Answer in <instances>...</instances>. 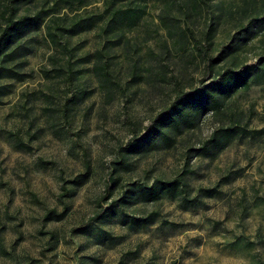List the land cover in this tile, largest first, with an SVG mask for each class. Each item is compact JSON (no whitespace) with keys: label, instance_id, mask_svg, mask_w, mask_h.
<instances>
[{"label":"rangeland","instance_id":"rangeland-1","mask_svg":"<svg viewBox=\"0 0 264 264\" xmlns=\"http://www.w3.org/2000/svg\"><path fill=\"white\" fill-rule=\"evenodd\" d=\"M191 1L147 0L132 29L94 27L60 45L45 25L73 5L14 2L36 20L13 33L5 50L23 45L0 77V264H264V0H196L184 19ZM187 26L219 54L209 70ZM251 64L246 85L218 92V110L187 104ZM174 100L185 118L154 133ZM223 129L234 132L204 153ZM171 179L186 200L141 191Z\"/></svg>","mask_w":264,"mask_h":264},{"label":"trees","instance_id":"trees-1","mask_svg":"<svg viewBox=\"0 0 264 264\" xmlns=\"http://www.w3.org/2000/svg\"><path fill=\"white\" fill-rule=\"evenodd\" d=\"M15 1L16 0H8L7 6L4 10V24L0 27V77H11V65L8 62L11 60V58L20 54L19 50L23 45L22 41H18L15 45L10 47L8 51L5 50L7 44L14 40L13 33L20 27L36 20L35 15H17V7L14 4ZM60 1L62 2V6L73 5L74 12L70 15L67 12H63L61 15L51 14L49 17V20L45 25V33L51 43L55 45L61 44L62 37H69L94 27L99 28L103 33H122L128 29H132L133 27L137 26L141 16L145 13L143 8L145 7L144 4L147 0H102L100 6H96L91 9H88L87 5H89L92 0ZM197 4L198 1H191L190 7L187 6L184 12V19L185 17L188 18L189 10H193ZM170 25L179 24H174L172 22ZM187 30L189 33L192 32L189 26H187ZM189 36L192 38V45L199 51L200 54L202 53V57L205 59V66L209 70L210 66L212 65L211 62L217 60L219 58V54L217 57L210 55L208 53L207 46L201 44L192 33L189 34ZM64 48L66 49L65 51L67 53V62L70 63V59L73 55L72 49L67 47V44H64ZM68 68H71L70 65ZM253 68H255V65L251 64L248 66H243L237 72L227 70L217 76L213 81L200 84L195 91L193 98L188 100L187 104H202L204 109L218 110L220 108V95L218 92H220L224 85L230 80L238 81L237 85L240 86L246 85V75L244 76L243 74L245 70H251ZM66 79L68 80V83H71L72 75L70 72L66 76ZM3 86V84H0V89ZM180 98H182V96H178L176 99L178 100ZM177 100H174L169 107L170 109H173L171 112H169V108H167L158 116L153 118V120L150 122L148 127H150L154 133L163 134L161 128L158 127L162 124H155V122H173L174 124L178 125L180 123L179 121L185 118L186 109H183L182 106H180L181 103L179 102L182 100L179 102H177ZM63 110V116L66 117V108ZM176 115L179 117L178 121L175 119ZM221 131L222 132L219 133L218 131H214L211 137L202 144L200 149L204 153L210 152V148L218 147L222 138H229L234 132L228 129H223ZM149 138H152V134L147 139ZM130 146H132V141L127 142L126 148H132ZM180 183L181 182L178 179H171L161 182L159 186L151 185L146 188H140L143 193L149 194L150 198L157 196L160 187L163 191L180 194L181 200H186L185 190L177 189ZM62 189L65 192L67 190L65 186H62ZM204 190L206 192L204 195H210L212 192L209 188H205ZM133 220L138 221L139 218H134Z\"/></svg>","mask_w":264,"mask_h":264}]
</instances>
